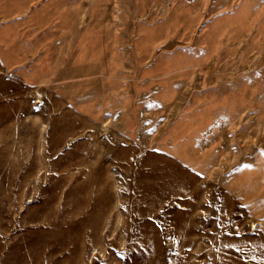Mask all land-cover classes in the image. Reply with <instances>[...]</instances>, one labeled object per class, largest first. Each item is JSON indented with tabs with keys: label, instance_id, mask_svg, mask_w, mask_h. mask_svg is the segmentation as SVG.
Here are the masks:
<instances>
[{
	"label": "rangeland",
	"instance_id": "rangeland-1",
	"mask_svg": "<svg viewBox=\"0 0 264 264\" xmlns=\"http://www.w3.org/2000/svg\"><path fill=\"white\" fill-rule=\"evenodd\" d=\"M0 264H264V0H0Z\"/></svg>",
	"mask_w": 264,
	"mask_h": 264
}]
</instances>
